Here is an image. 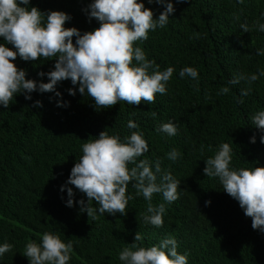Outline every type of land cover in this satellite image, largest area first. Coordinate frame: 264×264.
Returning a JSON list of instances; mask_svg holds the SVG:
<instances>
[{
    "label": "trees",
    "instance_id": "1",
    "mask_svg": "<svg viewBox=\"0 0 264 264\" xmlns=\"http://www.w3.org/2000/svg\"><path fill=\"white\" fill-rule=\"evenodd\" d=\"M92 2L30 0L28 7L64 11L72 17L65 27H76L83 34L99 27L98 21L89 22L82 11ZM143 2L153 10L154 18L164 10L156 3ZM172 2L176 10L169 23L150 31L147 41L134 45L141 47L149 60L154 59L160 71L175 68L167 94L157 93L155 103L128 105L119 101L109 109L95 108L89 95L79 93L78 85L76 95H69L68 89L74 86L66 80L56 86L60 97L37 91L31 93V100L18 94L7 109L0 105V245H13L11 252L0 257V264H29L23 256L25 245L30 240L39 243L49 231L59 234L65 243L74 242L69 264H123L119 252L134 242L137 232L144 238V247L174 237L178 252L188 254V264H264V233L252 228V218L245 216L218 178L203 173L205 161L222 143L233 148L231 167H264V143L260 140L264 133L251 124V116L264 110V76L251 85L243 104L237 99L247 85L228 83L238 73L264 70V55H256L257 49H264V32L255 28L256 21L264 23V0H244L243 4L237 0ZM244 22L252 26L249 33L240 29ZM195 33L201 38L196 39ZM0 43H6L3 37ZM13 63L27 71L26 79L48 83L47 75L38 73L54 70L55 58L26 62L18 56ZM188 66L198 70V83L179 77V71ZM224 86L230 87L229 94L217 95ZM37 100L43 107L33 106ZM58 101L69 106L58 107ZM130 119L139 129L127 128ZM169 121L178 128L176 136L156 131ZM104 130L110 136L119 135L121 142L132 131H142L149 152L140 159L147 158L153 165L160 160L162 170L181 181L177 201L167 204L162 194L153 195V206L166 203L162 228L145 225L148 201L136 196L131 184L127 194L134 198L126 216L105 213L92 220L79 211V201L87 202V197L73 185L68 187L75 194L74 206H66L67 190L61 192V186L83 155L82 146ZM253 136L255 143L250 142ZM173 148L181 154L176 161L167 158ZM206 201H211L210 205L206 206ZM93 207H97L95 202Z\"/></svg>",
    "mask_w": 264,
    "mask_h": 264
},
{
    "label": "clouds",
    "instance_id": "2",
    "mask_svg": "<svg viewBox=\"0 0 264 264\" xmlns=\"http://www.w3.org/2000/svg\"><path fill=\"white\" fill-rule=\"evenodd\" d=\"M148 4L163 6L158 18H154L151 8H146L143 0H93L82 11L88 17L99 22V27L83 34L76 27L66 28L65 23L71 15L60 10L41 11L38 7H28L30 0H0V37L6 43H0V105L7 109L16 95L23 94L31 100L33 92H54L59 82L70 80L74 86L68 89L69 95H89L95 108L109 109L119 101L128 105H139L142 101L155 103L156 94L165 95L167 84L173 76L174 67L160 71L155 60H149L141 47H134L137 41H147L149 32L164 28L169 23L175 7L172 0H147ZM185 0H176L183 3ZM243 4L244 0H237ZM30 9V10H29ZM264 15V14H262ZM239 20V16H235ZM255 28L264 32V23L255 22ZM245 33L252 30L247 22L240 24ZM206 35V34H205ZM200 39L199 33L194 34ZM75 37V43H73ZM191 39V37H190ZM12 45L9 48L7 45ZM15 49V50H13ZM256 55H264V49H257ZM23 61H46L55 58L54 70L39 72L38 76L47 75L49 82L26 79L27 71L18 68L13 61L17 57ZM135 61V64L133 63ZM190 77L198 83L199 73L196 68L183 67L179 77ZM261 76L258 73H238L228 83L247 86L240 90L238 104L244 103V97L250 95L251 85ZM197 91H199L197 87ZM230 87L224 86L217 95H227ZM34 107H43L37 100ZM58 107L69 106L68 102L58 101ZM155 115V114H153ZM251 124L264 133V110L251 116ZM128 129H139L133 120L127 123ZM157 132L169 137L178 134L177 126L169 121L162 123ZM264 143V134L261 135ZM255 143V136L250 138ZM83 155L71 169L70 176L61 192L67 190V207L74 206V192L68 185L75 186L87 197L79 201L81 213L86 212L92 220L98 215L126 216L129 201L134 197L127 194L129 184L135 189L136 196H143L148 201L147 214L143 216L145 225L162 228L166 203L171 204L180 198L178 192L181 181L175 179L170 171H163L161 161L140 159L149 152V144L142 131H132L121 142L119 135H109L106 130L82 146ZM233 148L229 143H222L213 157L208 158L203 173L208 178H218L223 190L238 201L246 217L252 218V228L264 233V167H231ZM180 152L173 148L167 153L170 161L180 158ZM134 165L129 168V165ZM159 178V182L158 181ZM180 189V188H179ZM154 194H162L163 201L153 206ZM93 202L97 207H93ZM206 201L205 205H210ZM143 236L137 232L134 242L119 252L123 264H188V254L178 252V241L166 237L157 245L144 247ZM139 242V243H138ZM13 250V245H0V257ZM74 242L66 243L59 234L44 232L40 242L30 240L25 245L24 255L29 264H69Z\"/></svg>",
    "mask_w": 264,
    "mask_h": 264
}]
</instances>
